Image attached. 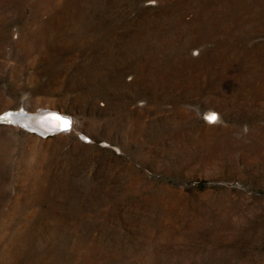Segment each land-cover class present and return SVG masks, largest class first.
<instances>
[{
	"label": "rangeland",
	"instance_id": "1",
	"mask_svg": "<svg viewBox=\"0 0 264 264\" xmlns=\"http://www.w3.org/2000/svg\"><path fill=\"white\" fill-rule=\"evenodd\" d=\"M0 264H264V0H0Z\"/></svg>",
	"mask_w": 264,
	"mask_h": 264
},
{
	"label": "bare ground",
	"instance_id": "2",
	"mask_svg": "<svg viewBox=\"0 0 264 264\" xmlns=\"http://www.w3.org/2000/svg\"><path fill=\"white\" fill-rule=\"evenodd\" d=\"M6 108L2 110L4 112ZM51 111H57L63 116H56ZM45 113H49L47 116H44ZM217 115L214 111L209 112V116ZM8 116V114H7ZM10 119L16 122H22L23 127L29 130L30 132L41 133L43 136H49L51 134L64 136L67 133L72 132L76 129V124L74 123V118L69 113L59 110L57 108H48L42 112L38 111L37 113L24 112L9 115ZM72 119L71 127L68 128L69 121ZM214 122V121H213ZM51 124L58 125L59 128L51 126Z\"/></svg>",
	"mask_w": 264,
	"mask_h": 264
},
{
	"label": "water",
	"instance_id": "3",
	"mask_svg": "<svg viewBox=\"0 0 264 264\" xmlns=\"http://www.w3.org/2000/svg\"><path fill=\"white\" fill-rule=\"evenodd\" d=\"M17 113H23V112H22L21 110H19V111H12V112H10V113H8V114H9V115H12V114H17ZM49 113H52V114H54V115H56V116H61V115H62L61 113H59V112H57V111H51V112H49ZM49 113H45L44 116H47ZM62 117H65V116L62 115ZM71 123H72V120L69 121L68 128L71 127ZM51 126L56 127V128H59L58 125L51 124Z\"/></svg>",
	"mask_w": 264,
	"mask_h": 264
},
{
	"label": "snow or ice",
	"instance_id": "4",
	"mask_svg": "<svg viewBox=\"0 0 264 264\" xmlns=\"http://www.w3.org/2000/svg\"><path fill=\"white\" fill-rule=\"evenodd\" d=\"M209 119L212 120V121H214L216 119V116L215 115L210 116Z\"/></svg>",
	"mask_w": 264,
	"mask_h": 264
}]
</instances>
